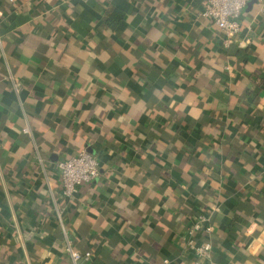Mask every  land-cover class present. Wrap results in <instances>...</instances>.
I'll return each instance as SVG.
<instances>
[{
	"label": "crops",
	"instance_id": "obj_1",
	"mask_svg": "<svg viewBox=\"0 0 264 264\" xmlns=\"http://www.w3.org/2000/svg\"><path fill=\"white\" fill-rule=\"evenodd\" d=\"M204 7L0 0V264H264V0L243 46ZM83 149L101 174L66 198ZM203 211L210 258L183 254Z\"/></svg>",
	"mask_w": 264,
	"mask_h": 264
},
{
	"label": "built area",
	"instance_id": "obj_2",
	"mask_svg": "<svg viewBox=\"0 0 264 264\" xmlns=\"http://www.w3.org/2000/svg\"><path fill=\"white\" fill-rule=\"evenodd\" d=\"M11 2L15 0H10ZM251 0H205L202 16L213 21L214 25L222 32L226 46H243L241 40V16L243 9ZM248 40L246 39L245 42ZM14 89L19 93L22 82L19 78H13ZM60 176L62 194L66 198H73L84 184H92L101 174V163L96 154L83 149L76 155L57 162ZM60 223L63 225L62 217L59 215ZM65 231V229H64ZM214 231L211 222V213L199 212L188 228V236L185 239L183 254L193 252L197 257L210 258L213 251V243L204 240ZM72 260L77 264L81 260L89 261L92 252L81 253L76 250L72 241L68 240L66 248ZM170 260H163L162 264H169Z\"/></svg>",
	"mask_w": 264,
	"mask_h": 264
},
{
	"label": "trees",
	"instance_id": "obj_3",
	"mask_svg": "<svg viewBox=\"0 0 264 264\" xmlns=\"http://www.w3.org/2000/svg\"><path fill=\"white\" fill-rule=\"evenodd\" d=\"M262 85L264 86V79H263V81H262Z\"/></svg>",
	"mask_w": 264,
	"mask_h": 264
}]
</instances>
